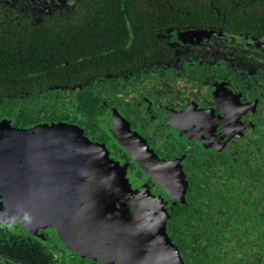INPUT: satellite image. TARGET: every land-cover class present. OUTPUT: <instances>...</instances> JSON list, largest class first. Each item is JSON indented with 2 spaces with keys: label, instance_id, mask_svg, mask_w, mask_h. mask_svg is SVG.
I'll return each instance as SVG.
<instances>
[{
  "label": "flooded vegetation",
  "instance_id": "af4514ba",
  "mask_svg": "<svg viewBox=\"0 0 264 264\" xmlns=\"http://www.w3.org/2000/svg\"><path fill=\"white\" fill-rule=\"evenodd\" d=\"M13 38L70 71L8 92L0 119L102 144L145 197L107 221L156 222L176 264H264V0H0ZM121 225L81 254L0 228V264H139Z\"/></svg>",
  "mask_w": 264,
  "mask_h": 264
},
{
  "label": "water",
  "instance_id": "95a60500",
  "mask_svg": "<svg viewBox=\"0 0 264 264\" xmlns=\"http://www.w3.org/2000/svg\"><path fill=\"white\" fill-rule=\"evenodd\" d=\"M111 160L102 144L71 123L19 126L0 119V228L41 241L60 240L81 254L92 239L101 247L107 223L122 224L125 246L129 240L137 242L139 264H176L156 222L130 221L127 232L126 222L106 220L114 207L108 200L141 205L145 200L132 178L124 176L123 184L111 172ZM108 236L118 240L111 228Z\"/></svg>",
  "mask_w": 264,
  "mask_h": 264
},
{
  "label": "trees",
  "instance_id": "16d2710c",
  "mask_svg": "<svg viewBox=\"0 0 264 264\" xmlns=\"http://www.w3.org/2000/svg\"><path fill=\"white\" fill-rule=\"evenodd\" d=\"M12 41L11 45H0V50L10 53V56L0 55V98L12 90L41 88L54 83L55 79L49 77L59 69L63 70L61 73L70 71V65L63 64L68 58L50 66L56 55L47 57L37 45L18 44L14 38Z\"/></svg>",
  "mask_w": 264,
  "mask_h": 264
}]
</instances>
